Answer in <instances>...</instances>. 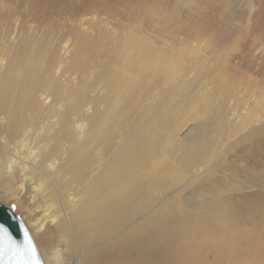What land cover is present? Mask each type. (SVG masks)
<instances>
[{"label":"bare ground","instance_id":"obj_1","mask_svg":"<svg viewBox=\"0 0 264 264\" xmlns=\"http://www.w3.org/2000/svg\"><path fill=\"white\" fill-rule=\"evenodd\" d=\"M217 1L0 0V175L32 185L48 264H264V186L232 159L264 153V98Z\"/></svg>","mask_w":264,"mask_h":264},{"label":"rangeland","instance_id":"obj_2","mask_svg":"<svg viewBox=\"0 0 264 264\" xmlns=\"http://www.w3.org/2000/svg\"><path fill=\"white\" fill-rule=\"evenodd\" d=\"M198 1L212 2L213 0H170L169 6L175 15L196 8L203 13L206 9L202 6L199 7V5H196L195 3ZM257 1L260 2L262 0H218L217 3L222 8L220 12L221 14L218 16L220 26L218 27L219 31L221 30L219 32L220 36L225 37L231 29H236L235 26H237L238 21L244 23V29L246 31L245 32L243 29L245 36L242 35L241 42L230 51L231 57L226 64L227 73L230 74V76L233 75V78L236 79L240 77L242 90H247L249 93L255 90L258 91L259 94L257 95V98L261 100L264 98V28L261 29L262 27H259L258 21L260 20V17H264V9L261 8L262 11L260 10L259 12L260 16L255 21V30H252L250 34H247V26L251 24L256 15ZM260 72H262V74ZM191 127L192 124L188 126V128ZM248 151L249 150H239L235 157L232 158L234 161L242 162V164L245 163L244 167H239L234 164V170H237L241 179L248 180L249 183L263 184L261 186H264V179H261L257 174V172L264 173V163L258 158L261 157L264 159V153H259V155H261H257L258 157L254 156V154L250 155L251 158L247 155ZM262 151H264V149ZM2 174L0 175V201H4L8 204L14 212L25 221L28 228L31 230V234L38 247L43 263L48 264L45 259V250H47V248L45 249L46 245L42 242L40 234L34 230L31 225L33 222L31 214L35 208L34 204L37 202L33 197L35 194L32 185L26 181H21L20 177L8 179V174L5 172ZM237 195L238 193H232L226 197L225 201H233ZM204 196L207 197V195ZM55 247L60 250V253L63 252V246L60 243L55 244Z\"/></svg>","mask_w":264,"mask_h":264},{"label":"water","instance_id":"obj_3","mask_svg":"<svg viewBox=\"0 0 264 264\" xmlns=\"http://www.w3.org/2000/svg\"><path fill=\"white\" fill-rule=\"evenodd\" d=\"M0 228L6 230V235L0 232V264L9 260L27 259L29 249H35L36 258L43 264L33 237L22 218L3 201H0Z\"/></svg>","mask_w":264,"mask_h":264},{"label":"snow or ice","instance_id":"obj_4","mask_svg":"<svg viewBox=\"0 0 264 264\" xmlns=\"http://www.w3.org/2000/svg\"><path fill=\"white\" fill-rule=\"evenodd\" d=\"M0 232L5 233L6 235L5 229L0 228ZM27 256H28L27 259L21 258L18 260H9L7 264H40V261L36 258L35 249H29Z\"/></svg>","mask_w":264,"mask_h":264}]
</instances>
